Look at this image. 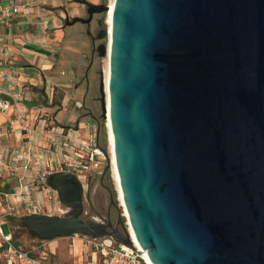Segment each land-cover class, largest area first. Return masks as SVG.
I'll use <instances>...</instances> for the list:
<instances>
[{"label": "water", "instance_id": "obj_1", "mask_svg": "<svg viewBox=\"0 0 264 264\" xmlns=\"http://www.w3.org/2000/svg\"><path fill=\"white\" fill-rule=\"evenodd\" d=\"M111 26L99 49L134 235L84 219L67 170L46 184L69 214L20 225L42 241L113 235L154 264H264V0H115ZM101 101L106 119L104 79Z\"/></svg>", "mask_w": 264, "mask_h": 264}, {"label": "crops", "instance_id": "obj_2", "mask_svg": "<svg viewBox=\"0 0 264 264\" xmlns=\"http://www.w3.org/2000/svg\"><path fill=\"white\" fill-rule=\"evenodd\" d=\"M42 7L35 12L41 10L45 23L34 21V15L14 20L16 35L5 39L10 55L0 61V105L2 101L11 103L6 110L0 107V215L5 218L10 208L16 216L30 202L46 207L44 192L39 189L46 185L40 176L66 170H48L49 164L59 163L62 153L59 143L53 145L46 134L55 130L61 135L82 128L86 125L82 117L95 114L93 88L87 90L83 81L90 57L89 41L85 37L78 41L64 38L58 18L48 7ZM19 149L20 154L16 152ZM61 240L75 247L76 258L81 256L84 239L79 235L46 241L45 245L57 254ZM93 259L99 260L98 255L93 254Z\"/></svg>", "mask_w": 264, "mask_h": 264}, {"label": "built area", "instance_id": "obj_3", "mask_svg": "<svg viewBox=\"0 0 264 264\" xmlns=\"http://www.w3.org/2000/svg\"><path fill=\"white\" fill-rule=\"evenodd\" d=\"M34 8L30 3H22L18 0H0V61L7 58L10 55V49L5 39H13L16 35L14 29V20L18 18H25L33 13ZM110 12H108L107 24H109ZM24 21V20H23ZM21 23V20H20ZM24 23L22 22L20 26ZM21 32V31H20ZM11 103L9 101L1 102V109L6 110ZM77 105L83 107V102L78 101ZM18 107V106H17ZM19 109V107H18ZM19 111H21L19 109ZM23 119V116L20 115ZM107 124V122H106ZM82 133V128L78 127L75 130L62 133L61 135L55 130L45 133V130H41L43 134L51 140V143H59L62 158L59 163L65 166L67 171H71L81 179L87 178L88 175L94 173L96 175L103 174L105 172L104 166L108 158L111 157V149L98 142L97 135L99 125L95 126L91 130V126ZM22 149L16 150L18 154ZM55 159L50 161L52 164ZM49 167L53 166L51 164ZM93 171V172H92ZM48 172L43 173L40 176L41 183L46 185ZM82 181V180H81ZM49 210L52 209L48 205ZM28 210L37 211L39 213L43 210V206L30 202L28 204ZM70 208L61 207L56 208L54 212L49 211V214L59 213L60 215H68ZM13 213V208H10L7 215ZM35 213V212H34ZM6 215V214H5ZM5 216L0 215V249H2L7 264H54L49 259V255L46 253L42 255H35L30 251L22 248L14 240L10 231H5L3 225L5 224ZM94 253L98 255L101 264H150L143 248L138 245L128 246L114 242L109 237L92 238L89 240Z\"/></svg>", "mask_w": 264, "mask_h": 264}, {"label": "rangeland", "instance_id": "obj_4", "mask_svg": "<svg viewBox=\"0 0 264 264\" xmlns=\"http://www.w3.org/2000/svg\"><path fill=\"white\" fill-rule=\"evenodd\" d=\"M22 3H30L32 7L34 8L33 13L31 15L27 16L26 18L30 19V16L34 15V21L44 22L46 18L43 17L41 10L35 12L36 8H43L44 5H51V3H59L60 0H18ZM112 0H110L111 2ZM36 13V14H35ZM45 23V22H44ZM24 29V28H23ZM26 31V28L24 29V32ZM106 57H101V59L98 60V67L102 70V75L97 77V84L93 88L92 96L97 97V101L94 102V99H91V102L95 104L94 111L96 116L99 117V123L102 124V129L104 130V133H102V136L106 137L107 142V149L110 148L109 144V137H108V127H107V118H102V101H101V81L102 79H105V67H106ZM93 114V113H91ZM94 114V115H95ZM88 117L83 120L86 122V126L90 127L91 130L95 126H98L99 123L95 120L93 116H90L89 114H86ZM84 116V115H83ZM85 127V126H83ZM87 128H82V133L84 134L85 130ZM111 153V152H110ZM112 156V154H111ZM108 167V169H107ZM57 168H65V166L61 165L60 163L55 164L54 166L48 167V170L53 171ZM105 172L100 175H96L94 173L88 175L87 178H83L82 183L84 185V205H85V212L83 214V218L88 220H95V219H105L108 217L109 212L111 213L113 220L118 222L120 224L121 232L125 233L127 230H129L130 224H129V218L125 214V208L121 205V201L119 198V191L117 187V182L114 175V170L112 167V158H108V161H106V164L104 166ZM46 170V171H48ZM93 172V171H92ZM38 180V179H37ZM40 190L44 192V198L47 201V206L43 207V210L48 212H54L56 208L65 207L61 202L60 198L56 191L48 187L46 184V187H42V185L39 187ZM48 205L52 207L51 210H49ZM28 211V208H23V210L20 212V214L15 215H8L5 218V224L3 225L4 230L10 231L13 236V240L20 246H22L24 249L31 251L35 255H42L46 253L49 255V259L54 264H101L99 260L93 259L94 251L93 247H91V243L89 240L92 239V237L85 236V235H79L84 239V248L83 252L80 257H77V253L75 251V247L73 245H68L67 240H61L60 247L58 249L57 254L50 252L48 246L45 245L46 241L39 240L37 238H33L28 231L20 230L18 228H13L12 224L21 223V217L24 215L29 214L26 213ZM52 214H58L59 213H52ZM16 217V218H13ZM83 247V246H82ZM72 255L75 256L72 257ZM0 264H7L5 256L3 254L2 249H0Z\"/></svg>", "mask_w": 264, "mask_h": 264}, {"label": "flooded vegetation", "instance_id": "obj_5", "mask_svg": "<svg viewBox=\"0 0 264 264\" xmlns=\"http://www.w3.org/2000/svg\"><path fill=\"white\" fill-rule=\"evenodd\" d=\"M110 4V0H60L56 4L44 5L60 21V29L64 32V38L72 41H78L80 37L88 39L90 57H88L89 62L83 80L86 82L87 90L94 88L97 84V77L102 75V70L98 67L97 61L101 59L100 45L108 42V31H106L108 11L106 8ZM75 18L78 20L72 23ZM76 27L80 28L77 32H72ZM93 99L95 102L97 101V97H93ZM93 117L99 118L94 114ZM95 220L109 225L108 230L112 233L121 232L120 224L113 220L110 212L107 218ZM105 237L117 242L113 235Z\"/></svg>", "mask_w": 264, "mask_h": 264}, {"label": "bare ground", "instance_id": "obj_6", "mask_svg": "<svg viewBox=\"0 0 264 264\" xmlns=\"http://www.w3.org/2000/svg\"><path fill=\"white\" fill-rule=\"evenodd\" d=\"M114 1H111V10H110V17H109V25H110V31L112 30V13H113V8H114ZM109 77H110V57L107 56V61H106V67H105V90H106V95H107V106H108V117H107V127H108V137H109V144H110V149H111V158H112V167L114 170V175L115 179L117 182V187L119 191V198L121 201V205L125 208L124 202H123V196H122V191L120 187V182H119V175L117 171V166H116V155H115V150H114V138H113V132H112V127H111V119H110V98H109ZM125 214L127 215L126 209H125ZM128 216V215H127ZM130 224V223H129ZM130 232L134 235V232L132 231L131 227H129ZM136 244H138L136 242ZM139 245V244H138ZM144 253L150 262V264H154L152 260L150 259L147 250H144Z\"/></svg>", "mask_w": 264, "mask_h": 264}, {"label": "trees", "instance_id": "obj_7", "mask_svg": "<svg viewBox=\"0 0 264 264\" xmlns=\"http://www.w3.org/2000/svg\"><path fill=\"white\" fill-rule=\"evenodd\" d=\"M102 133H104V130L102 129V124L101 126L99 127L98 129V135H97V139H98V142L107 147V142H106V137L102 136ZM13 225V228H18L20 230H24V231H27L26 228L22 227L19 223H15V224H12ZM22 247V246H21ZM23 248V247H22ZM31 252V251H30ZM32 253V252H31Z\"/></svg>", "mask_w": 264, "mask_h": 264}]
</instances>
